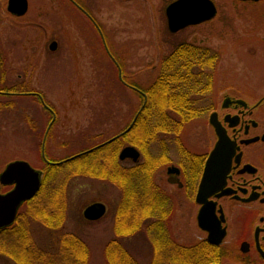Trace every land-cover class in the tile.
<instances>
[{"label":"rangeland","instance_id":"1","mask_svg":"<svg viewBox=\"0 0 264 264\" xmlns=\"http://www.w3.org/2000/svg\"><path fill=\"white\" fill-rule=\"evenodd\" d=\"M62 1L32 0L31 12L25 21L22 20L25 24L11 23L10 20L0 25V38L10 51L7 66L10 70L32 75L33 89L41 92L58 113L54 124L55 138L52 137L47 144V156L52 161L74 155L94 144L92 139L72 137L89 128L93 119V106L99 103V96L102 95L99 94L96 80L98 77L103 78L101 73L106 70L102 67L100 73L94 63L98 59L94 46H100L98 32L89 25V20H85L81 12ZM169 1L171 0H86L89 10L104 32L109 34L112 43H115L117 53L126 58L125 72L130 79L146 82L152 77L154 66L161 55L169 53L175 42L189 41L221 51L216 79L217 94L228 85L242 90H259L264 87V44L260 42L264 36V24L259 21V6L250 7L247 14L242 5L235 8L230 0H219L220 12L216 18L171 33L165 14ZM84 26L85 31L82 29ZM52 41L58 42L56 50L49 47ZM251 48L255 53L248 52ZM129 94L126 103L124 101L123 111L108 124L101 126L102 131L110 129L108 136L116 133L119 126L121 128L127 125L133 118L137 98L135 94ZM11 98L16 107L9 114L10 127L6 128V125L5 128H0L3 132L0 135V172L8 161L14 159H26L34 167L45 169L48 164L41 155L38 143L41 140H35L34 132L30 130H36L43 124L45 126L52 115L31 96L23 94ZM25 110L34 124L20 122ZM101 130H94L93 133ZM195 131L192 140L202 149L205 141L201 138L202 134ZM158 138L150 145V151L155 155L162 151L163 137ZM162 142H165V138ZM129 162L131 161L124 163L130 164ZM164 170L157 175V180L160 179L161 182L165 179ZM69 173L70 170L66 167L52 169L45 193L40 197V202H47L52 209V192L58 186L63 189L65 220L59 230L50 229L51 227L35 219V211L28 210L29 207L24 210L23 218L26 219L34 240L43 248L57 249L60 234L73 232L89 244V264H106L103 252L107 242L116 238L115 215L123 195L122 190L106 178ZM95 201L106 203L107 212L102 219L89 221L84 217L83 211ZM182 215H178L174 223L176 235L183 241L193 240L196 236L192 228L193 214L188 209L187 212L183 210ZM148 239L141 235L123 241L141 264H148L152 256ZM0 264L15 262L0 254Z\"/></svg>","mask_w":264,"mask_h":264},{"label":"trees","instance_id":"2","mask_svg":"<svg viewBox=\"0 0 264 264\" xmlns=\"http://www.w3.org/2000/svg\"><path fill=\"white\" fill-rule=\"evenodd\" d=\"M63 1L69 3L68 0ZM78 1L86 7L85 0ZM75 9L81 12L76 7ZM87 10L92 13L91 10ZM81 14L85 20H89L82 12ZM90 24L98 32L89 20ZM85 28L84 26L82 29L85 31ZM86 32H88L87 29ZM104 35L111 52L123 69L124 79L147 93V103L133 127L115 141L64 164H48L45 167L41 191L24 203L12 226L0 229V254L13 259L17 264H89L91 248L80 236L73 232H63L59 236L57 249L46 250L37 245L26 219L23 218L24 210L29 207L28 210L35 211L33 215L35 219L51 227L50 229L55 231L60 229L59 227L65 220L63 189L58 186L52 192V209L48 207L47 202H40V197L45 193L51 170L66 167L70 170L69 175L84 174L96 178H106L122 190L123 195L115 215L116 238L107 242L103 252L106 264H141L123 242L127 238L141 235L149 238L150 248L153 251L148 264H206L209 261L200 258L197 246L180 248L175 244V238L172 232L167 229L168 224H165V220H168L169 216L163 217L164 211L159 213L165 204L154 182V174L162 166V151L151 158L150 145L152 141L159 139V136L164 139L167 135L179 133L182 124L193 120L206 109L205 99L215 89L222 53L211 46L196 42H175L169 53L159 57L158 63L154 66L152 77L146 82H141L129 78L125 72L126 58L117 53L115 43H112L109 34L104 32ZM98 44L99 48L94 46V52L98 55L97 62L94 63L99 72L102 67L106 69L102 71L103 73L100 72L103 78L98 77L96 80L99 94L102 95L99 96V103L93 106V119L89 128L72 137V139H92L94 144L88 148L120 133L129 125L128 123L121 128L119 126L117 132L111 136H108L111 132L110 129L101 130V126L108 124L111 119H115L123 111L122 107L124 101L126 103L127 98L130 97L129 93L135 94L137 98V105L135 104L133 113L141 107L144 100V96L140 92L127 87L119 79L118 68L106 52L100 35ZM20 91L28 92L31 89L26 88ZM31 97L40 104L41 101L38 97ZM14 106L12 99L9 114L13 113L16 107ZM27 114L28 112L25 110L20 122L34 124ZM9 122L11 123V120ZM54 124L47 135V144L53 137ZM46 125L43 124L36 130H30V132H34L35 140L40 138L42 141ZM97 129H100L101 132L93 133ZM163 139H161V144H163ZM41 141L38 142L39 147ZM125 143L135 145L141 150L143 158L138 163L129 162L130 164H127L119 161L118 153L121 147L126 145ZM47 144L46 155H49ZM204 252L207 256L210 253L207 250L202 251V253Z\"/></svg>","mask_w":264,"mask_h":264},{"label":"flooded vegetation","instance_id":"3","mask_svg":"<svg viewBox=\"0 0 264 264\" xmlns=\"http://www.w3.org/2000/svg\"><path fill=\"white\" fill-rule=\"evenodd\" d=\"M213 1L217 8L216 18L220 12L219 0ZM230 1L235 8L242 5L247 14L250 7L259 6L258 11H255L261 16L260 23L264 24V0ZM68 2L67 5L74 9L77 8L76 2L80 4L78 0ZM9 6L10 0H0V25L10 20L11 23L25 21L31 12L32 0H28V10L24 14L12 12ZM83 7L89 9L87 4ZM260 42L264 44V36ZM248 52L255 53L252 48ZM9 56V48L0 38V128L6 125V128L10 127L11 97L23 95L27 91L20 90L26 88L31 89L30 92H39L32 87V75L10 70L7 66ZM217 84L216 80L214 91L205 99L206 109L193 120L182 124L179 133L165 137L162 166L154 174V182L165 204L159 213L164 211L163 217L169 216L165 224H168L167 229L172 232L175 244L180 248L197 246L200 258L208 259L206 264H264V87L242 90L228 85L217 94ZM28 96L38 97L37 94ZM47 106L50 108L46 109L52 115L55 108L48 102ZM211 114H215V119L221 124L230 148L223 164L214 170L207 195L203 193L201 200H198L207 161L219 138L216 127L210 122ZM195 130L202 134L201 138L205 141L202 149L192 140ZM2 133L0 131V135ZM5 134L4 131L3 136ZM154 155L152 153L151 158ZM129 160L127 158L120 162ZM163 169L165 179L161 182L157 180V175ZM13 187L14 184L0 183V192L6 193ZM188 209L193 214L194 222V226H189H192L196 236L193 240L183 241L176 235L174 223L178 215L183 216L182 211L187 212ZM21 210H18L17 217ZM200 213H203L201 221L198 218ZM203 250L210 252L209 257L205 252L202 253Z\"/></svg>","mask_w":264,"mask_h":264},{"label":"water","instance_id":"4","mask_svg":"<svg viewBox=\"0 0 264 264\" xmlns=\"http://www.w3.org/2000/svg\"><path fill=\"white\" fill-rule=\"evenodd\" d=\"M75 4L97 27L108 55L118 68L119 79L130 88L140 92L144 96V101L138 112L135 114L132 122L125 130L98 145H95L87 150L81 151L68 158L55 162L48 160L45 156L46 136L48 130L50 129V126L56 119V114H54L46 130L42 143V154L44 159L46 160V162L54 165L63 164L74 158H77L82 154L91 152L92 150L97 149L128 132L134 125L140 112L142 111L148 100V96L143 90L136 86L128 84L124 80L122 68L111 53L107 45L104 33L94 17L80 4H78L77 2ZM9 9L17 14H24L28 10V0H10ZM165 13L167 17L168 29L172 33H175L187 26L196 25L212 19L217 14V8L213 0H173L166 6ZM56 48L57 42L53 41L50 44V49L55 50ZM31 94H37L46 105L42 94L35 92H32ZM214 115L215 114H211L210 122L216 127L219 138L207 161L205 173L200 184L198 200H201L203 193L204 196L207 195L206 192L208 191L207 189L209 188V186H211L210 183L211 179L213 178L214 170L215 168L220 167L223 164L226 154L229 151L228 149L230 148L227 137L222 132L220 126L221 124L215 119ZM140 155L141 153L136 146L127 145L120 151L119 158L121 160L130 158L134 162H137L140 158ZM42 176V170L33 167L28 160L15 159L6 164L5 168L0 173V183L4 185L14 184V187L6 193L0 192V228L10 226L15 221L21 205L26 200L35 196L37 192H39L42 186ZM106 210L107 208L104 202L96 201L84 208L83 215L86 219L98 220L106 213ZM202 215L203 213L199 214L198 218L200 221L202 220Z\"/></svg>","mask_w":264,"mask_h":264}]
</instances>
